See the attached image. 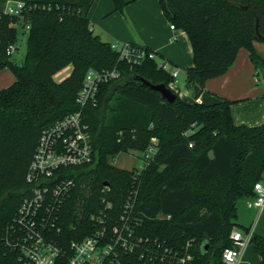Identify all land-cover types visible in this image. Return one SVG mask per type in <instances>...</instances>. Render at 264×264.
<instances>
[{
    "label": "trees",
    "instance_id": "trees-1",
    "mask_svg": "<svg viewBox=\"0 0 264 264\" xmlns=\"http://www.w3.org/2000/svg\"><path fill=\"white\" fill-rule=\"evenodd\" d=\"M83 1L28 0L19 16L0 12V71L8 69L14 76L0 90V264H13L1 236L29 194L25 174L40 132L78 109L76 95L89 69H116L120 76L101 84L95 104L83 110L92 161L67 169L74 186L62 207L61 239L89 235L94 229L89 215L102 207V198L112 204L113 221L118 219L126 197L136 190L139 236L181 254L190 242L189 264H221L230 232L249 229L235 222L236 203L252 196L264 171V124L235 125L230 112L235 101L226 98L207 105L185 102L176 93L167 103L137 78L169 87L172 76L154 60L133 67L119 60L110 44L93 34L86 16L91 0ZM158 1L169 23L190 42L193 65L186 69L187 87L203 88L222 76L242 48L255 71L264 72V53L254 47L258 42L264 49V0ZM112 2L117 12L126 5ZM22 34L26 50L16 64L6 50H16ZM69 65L70 74L55 82L54 74ZM150 145L156 153L138 175L111 163L120 153L140 154ZM104 183L108 192L102 191ZM250 243L264 264V238L252 233ZM118 261L161 264L141 257L140 250L121 252Z\"/></svg>",
    "mask_w": 264,
    "mask_h": 264
},
{
    "label": "built area",
    "instance_id": "built-area-1",
    "mask_svg": "<svg viewBox=\"0 0 264 264\" xmlns=\"http://www.w3.org/2000/svg\"><path fill=\"white\" fill-rule=\"evenodd\" d=\"M23 9L24 3H16L8 5L2 13L19 16ZM169 28L176 29L172 24H169ZM110 48L118 54L119 60L131 67L147 59L154 60L158 68L172 76L169 88L179 94L178 69L165 60H157L153 51L138 48L129 42L110 43ZM14 51L15 46H9L6 53L10 56ZM119 76L120 72L116 69H89L76 95L78 109L41 130L25 174L29 194L20 202L1 236L2 244L13 256V264H119V253L134 250H140L141 257L147 256V260L153 258L161 264L190 263V242L185 244L181 254L158 240L151 244L148 238L143 239L138 235L136 227L140 226V220L134 211L136 190L126 197L118 219L114 218L113 221L112 204L102 198V207L89 215V220L94 224L92 232L80 240L64 242L61 239L59 221L62 207L74 186L67 169L92 161L91 136L83 120V110L95 104L101 84ZM255 81L259 82L256 76ZM155 153L153 145L140 153V167L136 175L144 170ZM102 191L108 192V186H103ZM244 204L257 212L263 209L264 171L260 180L253 185L252 196L245 199ZM156 217L162 218V215ZM251 235L250 228L245 231L233 229L229 234L230 245L222 251L221 264H239Z\"/></svg>",
    "mask_w": 264,
    "mask_h": 264
},
{
    "label": "crops",
    "instance_id": "crops-1",
    "mask_svg": "<svg viewBox=\"0 0 264 264\" xmlns=\"http://www.w3.org/2000/svg\"><path fill=\"white\" fill-rule=\"evenodd\" d=\"M27 1L0 0V12H4L8 5ZM124 1L126 5L122 12H117L112 0H91L86 16L94 35L109 44L129 42L147 48L156 54L157 60H165L178 69V76L183 74L182 82L177 79L180 90L178 95L183 101L211 105L217 103L219 98H226L235 101L230 107L235 125L254 127L264 124V110L247 117L241 115L243 111L240 107L250 102H256L264 108V88L257 87L259 82L255 81L256 72L245 49H239L235 62L222 76L207 81L203 88L197 84L187 87L186 69L193 65V56L185 32L169 28L170 23L158 0ZM257 44L262 53L257 50ZM254 47L259 54L264 53L261 43L254 42ZM0 79L6 82V87L14 82V76L8 69L0 71ZM238 226L250 228L252 233L264 238V207L260 212L256 211L244 225ZM248 245L251 248H244L246 250L242 251L239 264H259L260 257L255 253L253 245Z\"/></svg>",
    "mask_w": 264,
    "mask_h": 264
},
{
    "label": "rangeland",
    "instance_id": "rangeland-1",
    "mask_svg": "<svg viewBox=\"0 0 264 264\" xmlns=\"http://www.w3.org/2000/svg\"><path fill=\"white\" fill-rule=\"evenodd\" d=\"M25 40H26V35L22 34L20 36L19 42L17 43L16 50L10 56L11 60L15 62L16 64H20L22 60L24 59L25 50H26ZM256 46H257V50L262 53V51L258 47V44ZM70 72H71V66L69 65L63 68L62 70L58 71L56 74H54L53 79L55 82H61L63 79H65L70 74ZM255 72L257 73L256 78L259 79V83L257 87L263 89L264 88V72L262 70H257ZM182 77H183V74L180 73L177 79L182 82L181 80ZM5 83L6 82H3V80L0 79V89L6 87L4 86L6 85ZM253 103L250 102L240 107V109L243 111V113H241L243 117L251 116V115H254L260 112L261 110H264V108L263 107L261 108V106L258 105V103L256 102H253ZM111 163L112 165L120 169L138 170L140 167V154L137 152H133V151H129L127 153H120L111 160ZM246 209L247 208L244 204V199H241L240 201L236 203L237 218L235 222L238 223L239 225L241 224L244 225V223H246V221L250 219L251 216L256 214V211L254 213V210L248 211ZM250 248L251 247L247 245L246 249L249 250Z\"/></svg>",
    "mask_w": 264,
    "mask_h": 264
},
{
    "label": "water",
    "instance_id": "water-1",
    "mask_svg": "<svg viewBox=\"0 0 264 264\" xmlns=\"http://www.w3.org/2000/svg\"><path fill=\"white\" fill-rule=\"evenodd\" d=\"M137 80L141 83V85L159 93L161 98L167 103H172L176 98V93L169 87H167L164 83L152 84L151 82L143 78H137ZM103 185H106V183H104Z\"/></svg>",
    "mask_w": 264,
    "mask_h": 264
}]
</instances>
